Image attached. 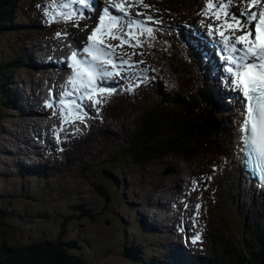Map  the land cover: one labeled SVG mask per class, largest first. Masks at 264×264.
I'll list each match as a JSON object with an SVG mask.
<instances>
[{
  "label": "rangeland",
  "instance_id": "obj_1",
  "mask_svg": "<svg viewBox=\"0 0 264 264\" xmlns=\"http://www.w3.org/2000/svg\"><path fill=\"white\" fill-rule=\"evenodd\" d=\"M105 1L109 5L115 2L114 0ZM130 1L141 4L138 0ZM120 2L121 0L118 1V3ZM143 2H148V5L150 6L153 4V0H143ZM124 7L132 14V16L137 14V18L143 17L145 21L146 17L149 16L153 18V21H157L158 19H161L163 15H166L171 18L172 21L177 22L182 20L187 21L188 17L187 13L183 11L177 12L174 16L172 12H169L168 14L163 12V14L159 8L154 9L151 7L148 11L149 13L146 14V12L138 6L132 5L129 7L124 5ZM239 12L242 13L241 8L239 9ZM20 17H16V26L19 31H22L26 25H22V23L19 22L20 20L18 19ZM202 21H204L203 25H201ZM84 23L85 24L82 25V27H79L80 30H83L87 26V21ZM152 24L156 23L152 22ZM207 24L208 23H206L204 19L198 18L197 21L191 23V26L201 25L208 31ZM16 32L17 30L13 32H4L5 36L0 41V61L10 58L12 59L17 56L19 46L13 42L14 45L12 46L9 42V40L12 41L14 39H19ZM35 32H37L36 29H31L26 36H36ZM82 33L85 35V32ZM125 36L126 35L123 37ZM31 44L33 43H30V45ZM129 46L130 45L122 46V49H118L116 53L117 56L125 55L130 57L137 62L138 65L143 67H147V64L151 68L154 66V64L151 63L152 58L150 52H148V47L144 46V48H146L145 50L142 47H138L136 51L141 50L142 54L140 55L135 52H126V49H128ZM152 51L155 52L154 50ZM157 59H159V62L162 65L165 64L166 66H170L173 64L172 61H174V56H171L169 61L165 59L164 55L159 54ZM140 61H143V63H139ZM158 64L159 63H157L155 68L158 67ZM175 67L176 65L174 68ZM174 68H168L167 72L171 73L173 78H179L178 80L181 81L184 77L183 73L185 74L188 70L181 66L176 69ZM164 71H166V69H164ZM18 73L15 74V78L18 76ZM13 89L14 86L11 85L4 90L5 93L8 94L10 91L12 93ZM110 108L111 109L107 110V124L105 125V131L102 136H96L98 140L96 145L97 148L100 149V154L96 155V153H94L83 156V153L87 151L86 146H75L72 153L68 156L64 157L63 155H60L59 160L57 157L58 162L60 161V168H44L48 177L42 180L26 178L24 173L19 174V169L16 170L11 164L10 166H7L4 163H0V175H5V179L3 177L0 180V208L2 206L7 208H4L1 212L4 213L8 221L14 225L13 231L9 232V237H7L8 243L11 245H22L35 239L41 240L45 238L53 240L62 238L61 240L65 243L69 239H74L76 241L75 251L79 253L82 252L83 261L87 260L89 264H128L127 260L125 261L121 258L117 251L120 252L121 248L124 247L127 242H130V240H133V242L135 240L137 243H141L144 249L146 251L149 250L152 254L157 253V255H163L164 249H167V245L163 244V246H165L163 247L164 249H160L159 247L156 248L155 246H160L168 236L154 233L156 238H147L131 229L135 225V215L140 211V207L137 206L133 209L132 207L130 209H125L127 207L126 202H129V205H132L130 201L134 200L137 203L144 204L142 197L154 184L167 185L172 181L176 184V182L179 181L182 189L185 185L186 189L184 191H186L188 199L190 198L193 202V208L191 205L185 207L186 202L182 203V207L184 209L186 208L183 213L188 212L190 216L193 217L195 223L202 220L205 229H210V227L212 229L211 222L214 220V216L209 214L210 210H222L223 229L225 231L226 226L230 229L227 235L230 243L233 245L231 255L240 256L242 252V244L247 245V234L242 235L239 221L236 223L233 219L235 217H233L234 212H232V209L236 213L245 216L250 214L255 208V195L252 192L247 194L241 192L238 193V191L233 188L230 181H227V177L220 176L221 173H218V179L214 180L213 177L212 181H215L219 185V192L217 194L219 195L220 206L218 205L217 208L209 210L208 205L210 203L207 202L205 205V215L200 217L196 208L199 204L198 197L196 198V196L199 195L203 201H206L203 195L207 192L206 188L209 183L208 175L210 172L215 171L213 165L219 167L218 164L220 163L215 160L212 162L208 156L199 159L195 164H193V162L185 163L174 157L167 156L162 160L156 161L148 168H135L131 166L129 169L123 171H112L111 174L116 181L105 178L106 182L104 185L108 186V190H106V188L104 190L101 189L102 193L105 192L109 196L108 200L105 195L99 194V191L94 190L91 183L97 182L94 173L97 171L101 173L102 160L104 159L105 161V159L108 158L111 149H116L118 146L122 147L128 141L132 134L133 127L136 124L135 121H139V119L136 118L137 115L134 116V113L137 111L127 110L122 105L119 107L111 106ZM6 113L10 114L11 118H13V120H11L12 122L15 119H20L15 117V114L21 116L19 112H14V110L7 111ZM0 114L5 115V112L1 110ZM12 115H14L15 118ZM12 122L8 120V123H5L4 119H0V150H3L4 147H10V145L4 141L3 133L9 136V134L13 132L14 129L12 128ZM229 122L228 119H225L223 136L229 141L231 149L233 136L230 134L232 133V130ZM123 124H128V126H123ZM98 125L100 126L101 123H98L96 126L98 127ZM26 127L30 130L33 129L32 126L26 125ZM111 134L116 135L112 140H110V137H112ZM105 145H107L106 148H104ZM234 147V150H236L237 142H235ZM121 154V151L117 154H113L112 159H114V161L121 160L123 158V156L121 157ZM6 161L9 163V159ZM46 161H48V159L44 162ZM123 162L125 163V159H123ZM123 162L119 164V166H123ZM232 163V160L228 161L227 167L224 171L225 174L226 171L228 172L235 169L234 163ZM84 164H88V167L83 168ZM175 167L179 169L176 181H174L175 179L173 175ZM194 180L197 181L195 190H193ZM186 181L189 185L186 184ZM12 183L16 185L15 188L12 186ZM216 183H214V185ZM20 188L23 189L25 193H17ZM121 190H124L122 195H125V200L117 202ZM159 195L164 201L165 192H161ZM134 196L137 198H133ZM80 202L84 205L79 211L82 212L84 216L78 221L75 219H73V221H69L70 219L66 220L68 216H72V212H79L76 208H79L77 205ZM141 213L145 214L143 209L141 210ZM61 219H63L62 224ZM250 221L251 219L249 216L247 219L248 226ZM242 223L243 222H241V224ZM204 231V237L208 234L207 239L213 232V230ZM83 235H85V240L89 241L88 244H80L84 241L82 240ZM195 245L197 247L200 246L198 243H195ZM200 250L198 249L201 254L206 251L204 247L201 251Z\"/></svg>",
  "mask_w": 264,
  "mask_h": 264
},
{
  "label": "trees",
  "instance_id": "obj_2",
  "mask_svg": "<svg viewBox=\"0 0 264 264\" xmlns=\"http://www.w3.org/2000/svg\"><path fill=\"white\" fill-rule=\"evenodd\" d=\"M21 1L28 2L29 0H0V39L2 37L1 34L4 30V25L9 26L8 17L11 19L10 16H12V14L17 15L25 11L24 7H22V5L20 6ZM158 2L174 6L178 9H185L184 7L189 9L194 4L193 0H159ZM24 21L29 22L27 20ZM18 61L19 59L17 58L13 61L9 60L6 63H0V81H2L3 84V77L5 75H11L16 71L19 65ZM211 96L212 94L209 92L204 96V106L207 110L214 109ZM169 99L170 96L168 99H162V101L158 100L151 105L150 109H152V111L155 109L158 110L157 113L161 115V118H155L154 116L151 121L147 122L146 120L147 126H150L149 130L147 127H144V121L142 127L137 126L135 133L131 136L128 143L124 145L123 149L120 148V150L124 151V157L126 158H122L119 161H114V159L109 158L101 162V173L98 171L94 173L97 182L91 183L95 191H99V194L102 195L106 194L105 192H101V189L104 190L106 188V190H108V186L104 185L106 182L105 178L116 181L111 174L112 171H123L130 168L132 165L136 166L135 168H141L161 160L169 152L174 154L175 157L179 156L183 158L186 162L203 156L210 157L212 162L213 160L218 162L220 158L223 157L222 155H224L225 152L223 151V141L221 140L219 131L212 135L200 133L197 127L198 122H194L193 116L189 117V114H191V106L184 105V108H173L169 106L171 103ZM4 101H6V99H4ZM178 102L182 105L185 104L184 100H179ZM4 103L6 104V102ZM207 110L205 113H207ZM215 114L221 117V114L216 110ZM200 128H202V126H200ZM152 130L158 135L154 136ZM123 159H125V163ZM122 162L124 165L119 166ZM215 191L216 189L214 187L203 195L206 199V201H204V206L207 202L210 203L208 205L209 210L218 207L217 201L219 195L217 193L215 194ZM210 192L213 193L212 196ZM130 206L131 205H129V207ZM4 208L3 206L1 210H4ZM81 208L82 207L76 208V210L79 211ZM218 211L212 209L209 214L214 216V220L218 219L219 221H223L222 210L219 209ZM83 216L84 214L82 212L75 211L72 212V216H68L66 220L70 219L69 221H73V219H75L78 221ZM254 218L253 224L255 225L256 238L262 237L264 239V211L257 209V211L254 212ZM214 220H212V222H214ZM62 222L63 219H61V224ZM212 222L211 226L213 228L211 229L210 227V230H213L210 235L212 238L209 237L207 239L208 234L206 237L202 238L203 233H200L201 237L199 240L202 243L204 241L203 244L207 246V255L203 257L197 256L194 252L192 253V257L187 254L185 255L187 259L184 263L180 261L175 263L169 257H162L161 255L152 254L149 250L146 251L144 247L135 240L134 242L130 240V242H127L124 247L121 248L120 252H117L121 258L125 261L127 260L128 264H242L239 260H242L245 264H264V247L259 245L258 240L255 239L251 242L248 241V244L245 245V254L235 257L236 259L233 256L226 255L224 252H227V245L219 232L221 229L216 224L212 225ZM235 222L237 223V220H235ZM135 224L140 225L142 231L141 235H144L145 228L139 220H136ZM13 228L14 226L8 221L4 213L0 212V264H86L82 260V252L72 251L76 247V241L74 239H69L65 243L56 239L55 241L41 240L24 243L22 245H11L8 243L7 237H9V232H12ZM197 233L196 231V234ZM82 240L84 241L80 244L85 245L89 242L85 240V235L82 236ZM219 249L223 250L222 255L219 254ZM248 257H250V261H246Z\"/></svg>",
  "mask_w": 264,
  "mask_h": 264
},
{
  "label": "snow or ice",
  "instance_id": "obj_3",
  "mask_svg": "<svg viewBox=\"0 0 264 264\" xmlns=\"http://www.w3.org/2000/svg\"><path fill=\"white\" fill-rule=\"evenodd\" d=\"M143 3V0H138ZM258 2L264 0H251L249 7H254ZM80 5L84 9L95 10L92 0H52V2L45 9V22L51 23L57 19L69 20L74 15L79 18H85L82 14L77 13L72 7L73 5ZM232 5V0H225V2L217 5L215 0H207L205 17L212 19L214 23L207 24L208 35L215 36L219 34L223 49L227 52L224 60L227 64L232 66L226 68L227 73L234 78L236 88L242 90L243 96L248 101L246 118L241 126V131L244 135L241 140L244 145V153L246 162L254 164L259 171L260 180L264 185V11L259 13L250 12L246 19L241 20L240 16L231 13L229 8ZM145 8L150 5L144 4ZM117 12L121 13L128 24L129 31L126 33L131 36V28L135 26L139 31L137 36L143 35L145 32L150 36L154 29L147 27L143 21L132 19L124 7L123 0L120 3L114 4ZM216 9L213 11V9ZM48 9L54 10V14L50 16ZM60 9L59 11H55ZM139 15V13H138ZM223 17H231L234 23H230L228 19ZM121 15L114 14L108 7H104L102 13L99 15V24L92 31L91 35L85 41L83 52L91 56V59H77V52H73L70 59L69 67L72 69V76L68 83L73 87L74 91L84 90L83 96L93 100L95 105L101 104L104 101L98 97L103 94L111 95L116 90L111 87L102 86L100 81L112 76H119L121 73L119 68L127 64L130 68L132 64L128 60H120L117 64L114 49L117 45H110L104 43V36H109L112 40H119L122 46L125 41L122 36L114 34V29L120 26ZM148 21L153 23H162V21H153L151 16L147 17ZM219 21V23H215ZM202 24L204 21L201 22ZM254 25V28H253ZM255 33L254 39H250ZM240 33V34H237ZM183 43L189 47H196L200 40L193 37L191 40H184ZM241 45L243 47H241ZM131 46V45H130ZM136 46H140L137 42ZM139 63H143L140 61ZM70 92H64L60 98L61 116H64V108L67 105L65 97L71 95ZM253 101L255 102L253 104ZM47 107H54V102L46 103ZM81 105L75 103L71 112L74 113L75 118L81 116ZM86 115V113H84ZM197 181H193V190ZM187 207V205H185ZM197 212L200 206L197 205ZM200 239L199 233L193 237L192 243L195 244Z\"/></svg>",
  "mask_w": 264,
  "mask_h": 264
},
{
  "label": "bare ground",
  "instance_id": "obj_4",
  "mask_svg": "<svg viewBox=\"0 0 264 264\" xmlns=\"http://www.w3.org/2000/svg\"><path fill=\"white\" fill-rule=\"evenodd\" d=\"M114 4L118 3L119 0H114ZM129 2V3H128ZM124 5L126 6H138L141 7L146 13H149L148 11L152 8H157L158 7V3L153 4L152 6L145 8L143 5L147 4L148 2H143L141 4H137V3H133L130 0H123ZM131 3V4H130ZM242 13L247 14L248 10L245 9V7L241 8ZM232 11L237 14L236 12H238V10L232 8ZM11 19L8 17V21H9V26L4 25L3 27V31L1 34V39L0 41L3 39V37L5 36V31H9V32H13L15 30H17L16 34L19 33V30L17 29L16 26V21L14 20L13 17L10 16ZM147 22H151V21H147ZM152 24V22H151ZM254 28V25H253ZM218 35L219 34H215ZM253 35H255V33H253ZM44 39L48 42L54 41L57 39L56 38H49L48 34L43 35ZM10 42V40H9ZM104 43L105 44H110V45H115L116 41L110 39L107 35L104 36ZM10 44L13 46L14 44L12 42H10ZM118 47H115L113 50L118 49L119 45H117ZM145 47H148V52H150V54H152L154 57H151V63L154 64V66L152 67L153 70H156L158 68H155V66L158 63V59L156 56V53L152 51L153 49V43L152 41H147L144 45ZM1 48V46H0ZM160 48V47H159ZM146 49V48H145ZM144 49V50H145ZM15 51V50H14ZM43 56H30V62L32 64H38L37 67V71L41 74V76H43L45 78V81L52 85V88H50V92L52 94V98L56 101L60 94H61V89L63 87L67 86V78L70 77V72L69 69L67 68V66L64 64V58L65 56L63 55V53L59 50V47L54 44L53 46L50 47V50L48 52H43L42 54ZM124 60H128L131 62L132 66H135L136 62L130 58H124ZM149 62V61H147ZM173 64L176 65V67L174 69H176L177 67H179V63L176 62V59L174 58V61H172ZM127 67H129L127 64H125ZM47 66H50V68H47ZM147 67H150L147 64ZM151 68V67H150ZM25 75L26 78L28 80V82H35L36 80L39 81L40 77L37 79L33 76V72L32 70L25 66ZM50 72H52L53 74H51ZM182 77V76H181ZM21 79H23L22 77H20ZM20 78H16V80L9 79L8 81L11 82L12 84H15V88L16 91L19 94V104L16 107V111H22L23 113V117L20 119H15L13 122L11 120H13V118H9V121L12 122V128L14 130H17V132L13 131L12 133L14 135H12V143L14 145H16L17 143H23L26 140L27 137V120H30L31 117H28L31 114V111L34 109L35 105L40 102L41 105V113L40 116L35 117L38 122L39 125L41 126V129L38 130V138L39 140L44 144L43 146H45L46 148L49 149V153L51 154V159L48 158V161L44 162L41 165H36V166H46V167H50V168H60V163L57 160V157L60 155V153H64L65 155H69L71 153V149L67 148L68 146H75V145H84L87 148V151H85L83 153L84 155H90V154H100V149L97 148V138L96 136L98 134H103L104 133V129L102 127L96 128L95 124H98L100 122V117L97 114V111L93 109L92 103L89 102L84 110L80 111L81 112V116L80 118H75L74 113L72 114H67L64 113V116H61V113L59 112V109L56 108L54 110L51 111H47L45 108V102L43 101V97H45L44 91L42 93L39 94H31V93H25V91H23L21 89V84ZM24 88V87H23ZM84 113H86V115H84ZM209 120H211V116L209 117ZM209 120L208 117L205 119L204 125H208L209 124ZM202 124V122H200ZM7 127V124H6ZM5 127V128H6ZM112 137H110V140H112L114 138V136H116L115 134H111ZM7 137V136H6ZM15 139V140H14ZM63 140L67 141V145L64 146L63 145ZM107 145H105L104 148H106ZM11 152L10 149L1 151L0 153L5 154V155H0V163H4L7 166H10V163H8L6 160L9 159L8 158V154ZM95 155V156H96ZM27 156H33L32 153H27ZM204 157V156H203ZM203 157H198L197 159H194L193 164H195L199 159L203 158ZM5 158V159H4ZM13 160H16L17 162H20L26 166H30V164H28V162L20 157H14L12 158ZM31 164H33V161H30ZM32 169V168H31ZM178 172H176V174H178ZM217 172H210L209 173V180H211L215 174ZM238 175H239V171H238V166L237 168H235L234 170L228 171L227 172V181H230L231 185L233 186V188H235L237 191L244 193L246 192V188L239 182L238 179ZM5 179V175L2 176L0 175V180L1 178ZM9 178V177H8ZM14 179V178H11ZM3 180V179H2ZM215 180V179H214ZM11 181V180H10ZM241 181V180H240ZM214 183H216L214 181ZM12 186L15 188L16 185L14 183H12ZM216 191L214 192L215 194L218 192L219 189V185L218 183H216L214 185ZM161 189L163 190V192H165V197L169 198V201L167 203H160L158 201H153L151 200V207H157L160 210H164L166 211V213H174V212H184L183 207L181 206V203L184 200H188V205L187 207H189V205L192 206L193 208V202H191V200L188 199L187 194H185L179 184V182L177 181L176 184L170 183L168 185L167 188L164 189V186L161 187ZM210 195L212 196L213 193L210 192ZM175 214V213H174ZM184 215H188L187 213H183ZM138 216H140L141 222L145 221V218L141 215L138 214ZM184 217V216H183ZM165 218L163 220V222H161L160 224H156L160 229H165L167 225ZM152 220V219H151Z\"/></svg>",
  "mask_w": 264,
  "mask_h": 264
},
{
  "label": "water",
  "instance_id": "obj_5",
  "mask_svg": "<svg viewBox=\"0 0 264 264\" xmlns=\"http://www.w3.org/2000/svg\"><path fill=\"white\" fill-rule=\"evenodd\" d=\"M212 129V128H211Z\"/></svg>",
  "mask_w": 264,
  "mask_h": 264
}]
</instances>
